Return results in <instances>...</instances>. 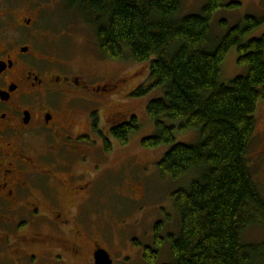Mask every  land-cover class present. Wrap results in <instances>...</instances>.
I'll use <instances>...</instances> for the list:
<instances>
[{"label":"trees","instance_id":"trees-1","mask_svg":"<svg viewBox=\"0 0 264 264\" xmlns=\"http://www.w3.org/2000/svg\"><path fill=\"white\" fill-rule=\"evenodd\" d=\"M59 1L69 15L93 28L107 59L150 62L148 84L138 96L164 91L147 107L156 134L143 139L142 147H170L158 163V177L182 186L172 196L180 232L161 209L170 235L163 239L165 223L156 224L154 250L163 248L146 250V262L156 264L165 254L162 264H259L264 246L246 242L245 236L253 228L264 230V190L251 158L255 115L264 101V36L246 38L264 19L247 17L215 41L211 23L223 0H208L198 15L188 16L182 15L180 0ZM232 49L247 75L224 85L221 66ZM139 129L134 116L107 135L127 147ZM190 131L199 133L197 144L177 143V133ZM110 147L106 141L108 152Z\"/></svg>","mask_w":264,"mask_h":264},{"label":"flooded vegetation","instance_id":"flooded-vegetation-1","mask_svg":"<svg viewBox=\"0 0 264 264\" xmlns=\"http://www.w3.org/2000/svg\"><path fill=\"white\" fill-rule=\"evenodd\" d=\"M23 1L27 9L21 12L0 0V264H95L99 250L112 259L113 249L122 258L128 252L137 257L126 264H146V250L163 248L154 250L156 224L165 223L163 239L170 235L165 215L156 214L148 233L106 236L105 227L114 222L94 213L106 204L103 192L95 191L99 145H118L107 133L125 122L122 113L108 121L100 113L98 120L94 109L132 77L107 80L97 67L77 69L49 57L44 0ZM24 29L32 31L28 42L14 35ZM86 51L96 65L110 62H99L92 41ZM80 117L85 130L78 127ZM131 195L140 198L137 190ZM98 222L101 236L94 234Z\"/></svg>","mask_w":264,"mask_h":264},{"label":"rangeland","instance_id":"rangeland-1","mask_svg":"<svg viewBox=\"0 0 264 264\" xmlns=\"http://www.w3.org/2000/svg\"><path fill=\"white\" fill-rule=\"evenodd\" d=\"M9 4L16 6L22 12L27 9V4L20 5L23 0H6ZM182 5V15H198L208 0H180ZM45 12L41 22L46 28L45 42L43 47L49 54V57L61 62L70 64L74 68L83 66L97 67L96 69L103 73L107 80H115L118 77H132L130 82L117 86L114 94L105 96L107 101L100 104L94 109L97 112V119L100 113L103 121H108L110 115L122 113L125 117L121 119L127 122L132 117H137L140 129L134 133L129 145L122 147L112 145L111 152H108L103 145H99L101 154L95 170L100 174L95 185V191L101 190L106 200L103 208L94 213H103L109 217L111 222L122 223L119 229L112 226L105 227L106 236H134L136 232L150 230L155 222V216L160 210L164 209L170 214L173 224H178L176 232H180V223L177 212L174 208L173 194L182 186L179 182L171 180L169 177L160 178L158 176V163L163 159L166 152L170 149L168 146H162L159 149H145L142 147V141L145 138L152 137L156 134L154 123L147 117V107L155 100L163 98L162 89L153 90L146 95L138 96L141 89L147 86L149 81V63L137 64L129 57L120 61H110L105 66L96 65L95 60L85 57L86 49L91 46V41L97 47L93 28L76 20L75 15H69L64 8L63 2L59 0H44ZM231 5L235 6L233 9ZM264 19V0H223L222 8L215 14L211 23V34L216 39H221L233 28L244 25L247 17ZM30 30H20L15 33L23 42H28ZM264 36V23L253 30L246 38L247 40L258 39ZM218 44V43H217ZM215 44V45H217ZM98 48V47H97ZM99 62L106 60L104 55L98 56ZM247 67L238 64V55L235 49H232L221 66V83L230 84L234 79L247 75ZM68 107V105H65ZM80 107H75L74 110ZM82 116V115H81ZM120 116H115L117 119ZM257 121L256 137L252 143L251 158L253 161V173L264 190V101L259 105L258 112L255 115ZM78 127L85 130L86 122L84 117H80ZM100 127V125H99ZM177 143L188 145L197 144L200 140L199 133L195 131L186 132L185 134H176ZM103 163H105L103 165ZM121 165L123 170H121ZM255 180V179H254ZM139 191L140 198L135 200L131 191ZM130 192V193H129ZM264 193V191H263ZM129 198L125 199L124 197ZM97 209V207H94ZM158 211V212H157ZM162 214V213H161ZM109 215V216H108ZM96 236L104 233L102 223L98 222L94 226ZM125 228V231L122 229ZM119 240V239H118ZM117 240V241H118ZM248 243L259 244L264 246V230L253 228L245 236ZM91 252L89 245L86 247L85 257ZM167 254V250L165 251ZM114 263L126 264V260H136L132 253H126L122 258L121 253L115 249L111 250ZM132 256V257H130ZM165 254L159 257L156 264H162ZM135 264V263H134ZM139 264V263H136ZM140 264H144L141 261ZM147 264V263H146ZM259 264H264V255Z\"/></svg>","mask_w":264,"mask_h":264},{"label":"water","instance_id":"water-1","mask_svg":"<svg viewBox=\"0 0 264 264\" xmlns=\"http://www.w3.org/2000/svg\"><path fill=\"white\" fill-rule=\"evenodd\" d=\"M95 264H113L110 255L105 250H99L95 254Z\"/></svg>","mask_w":264,"mask_h":264}]
</instances>
